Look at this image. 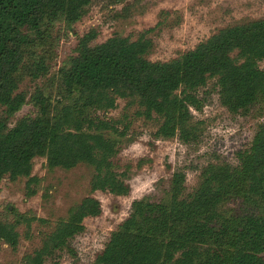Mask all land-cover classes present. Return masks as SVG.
<instances>
[{"label": "trees", "instance_id": "16d2710c", "mask_svg": "<svg viewBox=\"0 0 264 264\" xmlns=\"http://www.w3.org/2000/svg\"><path fill=\"white\" fill-rule=\"evenodd\" d=\"M90 3L0 0V112L13 116L25 102L17 93L25 58L35 78L46 72L43 56L30 52L47 44L43 26L74 25ZM151 30L134 41L113 36L94 43L95 31L81 37L75 56L59 71L61 88L68 97L75 96L72 104L52 114L38 90L32 97L35 118L22 119L10 129L7 118L0 120V180L7 176L32 182V162L43 158L48 169L87 164L94 170L92 191L125 196L129 187L113 168L117 144L104 134L116 131L115 125L93 113L114 109L119 98H136L144 117L160 119L155 138L190 143L198 137L190 109H202L204 100L197 92L209 80H215L219 103L228 112H245L257 100L264 101V69L259 67L264 61V19L220 29L166 62L148 59L152 42L145 34ZM238 160L237 168L207 165L198 187L185 199V175L174 173L168 200L133 202L90 264H264V126ZM233 201H240V210L228 207ZM100 214L97 199H82L22 264H45V256L83 231L86 218ZM35 219L17 215L14 223L0 221V245L15 248L17 227L30 226Z\"/></svg>", "mask_w": 264, "mask_h": 264}, {"label": "rangeland", "instance_id": "374dc122", "mask_svg": "<svg viewBox=\"0 0 264 264\" xmlns=\"http://www.w3.org/2000/svg\"><path fill=\"white\" fill-rule=\"evenodd\" d=\"M259 19H264V0H91L85 16L74 25L54 22L43 26L48 42L43 49L34 47L30 52L43 56L47 70L35 78L34 73H28L30 62L25 58L17 91L25 96V102L13 116L7 117L1 111L0 120L7 118L10 129L22 119L35 118L32 97L38 90L52 114L71 105L75 96L68 97L61 88L59 71L75 56L80 38L91 31L97 34L94 43H102L113 36L134 41L152 29L145 34L152 42L148 59L166 62L192 50L220 29ZM259 67L264 69V61ZM197 95L204 102L200 111L190 109L198 133L190 143L178 137L155 138L160 119L155 115L144 117L136 98H119L114 109L92 114L115 125L116 131L104 134L117 144L113 168L118 179L129 187L125 196L92 191L94 170L87 164L70 170L48 169L45 159L36 158L32 162V182L26 178L12 181L7 176L1 179L0 221L14 223L17 215L40 221L17 227L19 242L15 248L0 245V264H22L26 255L42 247L58 219L66 218L82 199L93 197L101 204V214L86 218L82 232L44 258L45 264H90L128 216L133 202L168 200L174 173L185 175V199L198 187L207 165L237 168L238 155L249 149L258 128L264 126V101L257 100L245 112H228L219 103L215 80H209ZM28 191L34 195H28ZM228 207L238 211L240 201Z\"/></svg>", "mask_w": 264, "mask_h": 264}]
</instances>
